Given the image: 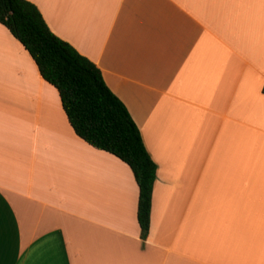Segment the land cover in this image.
Masks as SVG:
<instances>
[{"label":"crops","instance_id":"1","mask_svg":"<svg viewBox=\"0 0 264 264\" xmlns=\"http://www.w3.org/2000/svg\"><path fill=\"white\" fill-rule=\"evenodd\" d=\"M90 59L157 177L73 131L0 24V264H264V0H29Z\"/></svg>","mask_w":264,"mask_h":264},{"label":"trees","instance_id":"2","mask_svg":"<svg viewBox=\"0 0 264 264\" xmlns=\"http://www.w3.org/2000/svg\"><path fill=\"white\" fill-rule=\"evenodd\" d=\"M0 24L23 45L41 77L56 88L75 134L129 166L139 189L140 238L146 240L157 164L124 103L107 86L99 67L55 35L29 0H0Z\"/></svg>","mask_w":264,"mask_h":264}]
</instances>
